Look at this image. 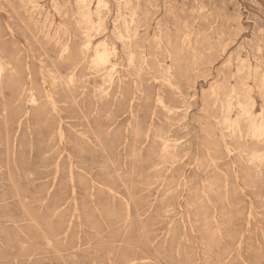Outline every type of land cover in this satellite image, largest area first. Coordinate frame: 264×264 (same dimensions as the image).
Segmentation results:
<instances>
[{"label": "rangeland", "instance_id": "1", "mask_svg": "<svg viewBox=\"0 0 264 264\" xmlns=\"http://www.w3.org/2000/svg\"><path fill=\"white\" fill-rule=\"evenodd\" d=\"M0 67V264H264V0H0Z\"/></svg>", "mask_w": 264, "mask_h": 264}, {"label": "bare ground", "instance_id": "2", "mask_svg": "<svg viewBox=\"0 0 264 264\" xmlns=\"http://www.w3.org/2000/svg\"><path fill=\"white\" fill-rule=\"evenodd\" d=\"M121 27V26H120ZM120 29V28H119ZM121 30V29H120ZM123 33V32H122ZM102 54V53H101ZM108 55L106 53L102 55H98L97 62L98 64H106L108 62ZM0 71H2V68L0 67ZM165 81V80H164ZM245 102V101H244ZM228 103V102H227ZM244 104V103H243ZM247 110V109H246ZM223 120V119H222ZM239 121V120H238ZM240 123V122H239Z\"/></svg>", "mask_w": 264, "mask_h": 264}]
</instances>
